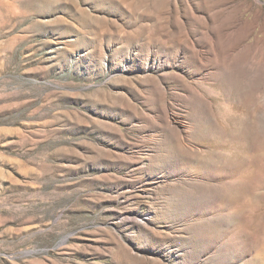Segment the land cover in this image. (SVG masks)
Here are the masks:
<instances>
[{
	"label": "rangeland",
	"instance_id": "obj_1",
	"mask_svg": "<svg viewBox=\"0 0 264 264\" xmlns=\"http://www.w3.org/2000/svg\"><path fill=\"white\" fill-rule=\"evenodd\" d=\"M0 264H264V0H0Z\"/></svg>",
	"mask_w": 264,
	"mask_h": 264
}]
</instances>
